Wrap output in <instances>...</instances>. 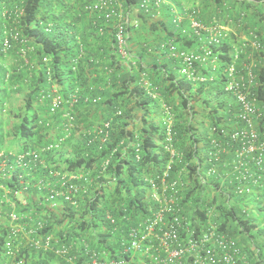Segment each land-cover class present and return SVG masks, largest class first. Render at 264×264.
Returning a JSON list of instances; mask_svg holds the SVG:
<instances>
[{
    "label": "trees",
    "instance_id": "obj_1",
    "mask_svg": "<svg viewBox=\"0 0 264 264\" xmlns=\"http://www.w3.org/2000/svg\"><path fill=\"white\" fill-rule=\"evenodd\" d=\"M95 1L0 0V41L4 38L9 41L7 50L0 47V186L19 192L17 196L8 195L13 201L20 197L25 201L16 202L14 211L22 217L14 223L25 227L34 225L37 220L44 221L31 236H52V246L63 245L70 249L69 254L76 252L78 260L69 264L85 262L92 252L104 262L128 259L127 254L119 253L120 241L127 237L131 226L150 217L149 214L159 206L152 199L149 180L165 170L167 183L180 179L185 184L179 205L191 211L190 217L197 221V225L191 224V227L199 230L207 219V201L210 200L211 205L219 196L216 193L204 198L207 188L215 186V175L206 179L202 171L211 164H219L214 155L218 145L236 153L237 144L224 132L243 126L236 116L242 106L235 101L231 90H225L226 69L232 62L231 37L222 36L220 32L215 34L217 41H214L210 40L211 35L209 38H201L193 32L189 35L184 28L185 21L183 25H176L172 20L169 23L172 18L169 14L167 24L164 21L149 22L145 31L127 20L124 44L127 58H122L115 36L118 25L123 24L124 17L118 13L122 5L117 7V15L105 18L103 13L84 9L85 5ZM207 1L219 5L228 0ZM254 1L264 3V0ZM135 3L137 0H123L125 7ZM196 10L188 11H192L194 21L200 25L216 27L219 24L208 18L204 21V16ZM180 11L183 12L182 8ZM254 13L260 15L259 21L264 25L262 11ZM216 14L215 11L213 16L217 17ZM159 25L170 37L162 46L159 43L155 47L156 42L152 45L146 34L157 30ZM171 27H177L176 33ZM13 34H17L16 38ZM255 34L264 42V35L260 38L259 33ZM242 36L253 40L250 33ZM177 41L189 46L196 42L200 49L177 48ZM171 45L177 52L192 51L197 55L204 54L202 47H208L219 64L213 63L212 57L202 63L195 61L194 75L202 79H190L186 72L181 74L184 71L179 67L185 65L177 54L172 55ZM21 49L24 55H21ZM9 54L16 62L19 58L22 62L15 68L17 74L9 73L4 64L3 58ZM165 56L170 59L164 58L166 60L161 64L156 61ZM245 58L241 54L239 60L249 66L251 58ZM256 80L262 81L264 76L259 74ZM18 85H29V90L21 108L8 111L15 122L4 128L5 98L14 88L20 91L16 88ZM223 92L229 98L225 102L217 98ZM252 93L256 100L261 99L264 87L259 85ZM56 95L62 99L61 104L51 111L50 102ZM73 98L75 102L69 107ZM257 106L261 108L259 103ZM155 108L160 112L162 109L168 111L169 129L163 121L159 124L154 121L152 110ZM221 110L224 114H220ZM67 112L72 114V121L65 116ZM79 119L86 124V129L61 159V147L70 139L73 141ZM105 123H108L107 127ZM213 138L218 141L212 143ZM53 142L58 147L46 150ZM169 146L174 150L173 155ZM218 155L223 160L229 159L222 151ZM58 169L60 174H74L70 181L85 186L76 207L62 201L51 205L44 196L34 198L40 191L32 182L53 178ZM79 170L83 175H78ZM20 174H26L28 177L25 178L29 180V177L36 179L31 180L30 185L20 183ZM231 183L234 190L235 182ZM225 189L223 187L222 191ZM243 199L245 202L240 201L241 197L228 200L224 196L217 202L213 214L218 224L216 232L234 240V261L264 264V225L258 222L264 219L263 208L257 205L259 209L256 208L255 214L248 215L242 212L243 204L249 205L253 199ZM10 211L12 209L6 203L0 202V264H16L17 261V258H5L1 247ZM166 218L169 220L170 216ZM185 234L180 231V238ZM23 251L44 264H66L60 263V258L51 251L45 257L29 248L21 250L20 256Z\"/></svg>",
    "mask_w": 264,
    "mask_h": 264
},
{
    "label": "built area",
    "instance_id": "obj_2",
    "mask_svg": "<svg viewBox=\"0 0 264 264\" xmlns=\"http://www.w3.org/2000/svg\"><path fill=\"white\" fill-rule=\"evenodd\" d=\"M165 1L137 0V8L148 15L154 7H159ZM120 5V0H96L85 5L84 9L87 12L103 13L105 18H109L111 15H117V7ZM4 14H6V11ZM125 24H127V18L123 19V26L118 25L115 34L118 53L122 58H127V51L124 48ZM191 27L194 28L196 34L204 28L196 21L191 23ZM220 32L221 29H213L210 40L217 41L215 34ZM250 34L253 35V40L243 38L238 44L232 43V62L226 69L228 77L225 90H231L235 101L241 104L242 108L236 113V116L243 126L233 128L231 132L225 131L224 134L229 136V140L237 144L238 149L234 154L225 147L219 148L218 145L214 155L219 160V164H211L206 171L203 170L202 172L205 174L206 179L211 174L215 175L213 179L215 186H211L213 189L211 196L219 193L218 199H223L224 196L228 200L233 196L256 198L262 200L260 205H264V96L256 100L257 98L252 93V89H256L259 85L264 87V80H256L259 74L264 76V67H262L264 66V43L253 32H250ZM16 35L13 34L12 37L16 38ZM0 47L3 51L9 48L7 38L0 41ZM170 50L172 55L177 54L183 61L188 70L186 72L188 73L187 76L190 79H202L194 75L192 66L195 61L201 63L210 57L214 60L212 50L208 47H203V55H197L192 51L177 52L174 50L173 45L170 46ZM20 53L24 55V50L21 49ZM241 54L246 57L245 60L251 58L249 66L239 60ZM256 66L258 67L256 68ZM52 92H55V90H52ZM61 100L59 95L54 96L50 102V110L54 111L61 104ZM74 102L75 98L71 100L69 107ZM258 103L261 108H257ZM65 116L69 121H72L73 116L71 113L67 112ZM169 124H167L168 129ZM104 126L107 127L108 123H105ZM99 132H101V129ZM215 141L218 140L213 138L212 143ZM57 147L58 144L49 143L46 150L56 149ZM168 150L171 155L174 154L171 146L168 147ZM220 151L229 156V159L223 160V157L218 155ZM220 161H227V163H221ZM196 172H199L198 169ZM21 177V174L18 175L20 183H23ZM73 178L74 176H70L67 180L62 178L57 188H47L46 201L50 202L51 205H55L56 199L62 198L63 201L74 204L79 187L70 181ZM232 181L235 182L234 190L231 188ZM25 182L28 183V181ZM149 182L152 189V199L159 206L149 214L150 217L131 226L127 231V237L121 239L119 253L127 254L129 258L104 262L98 260L97 255L92 252L91 255H88V259L80 264H240L232 259L236 255L233 248L234 240L232 241L225 235L216 232L218 224L213 219V214L216 204H218L217 201L212 202L211 205L209 204L210 200L207 201L209 206L205 208V215H207L205 226L201 224V228L197 230L196 227H191V224L192 226L197 225V221L190 217L191 211L179 205V199L183 196L182 189L185 184L180 179L167 183L166 170L150 179ZM202 182H205V180H202ZM33 186L41 189L45 187V183L43 180H37ZM223 187H226L225 191H222ZM0 188V202L6 203L12 209L8 213L9 224L6 225L7 233L1 246L5 258L10 260L17 258L16 264H44L40 259H31L24 251L21 256L19 255L21 250L29 248L39 252L51 251L66 262L78 260V254L76 252L69 254V248L63 245L52 246V236L47 235L44 238L31 236V232L35 234L41 228L42 222L40 220H37L34 225L28 224L25 227L14 223L22 216L15 213V203L8 195L17 196L19 192L5 186H0ZM22 188L24 189L25 186H22ZM221 192L222 195H220ZM167 216H170L169 220H167ZM111 222H113V219H111ZM182 230L186 234L180 238V231L182 232ZM69 247L71 248V246Z\"/></svg>",
    "mask_w": 264,
    "mask_h": 264
},
{
    "label": "crops",
    "instance_id": "obj_3",
    "mask_svg": "<svg viewBox=\"0 0 264 264\" xmlns=\"http://www.w3.org/2000/svg\"><path fill=\"white\" fill-rule=\"evenodd\" d=\"M120 1H121L122 7L118 12L119 16L123 18V10L130 11L131 17L135 18V22L139 23L138 26H140L141 31H145V28H148L147 24L149 22L164 21L167 24L168 22L170 23L172 20V22H174L176 25L178 23L183 25V22L185 21L186 25H184V28L187 29L189 35L190 34L192 35V32L196 34L195 30L192 29L191 27V23L194 21L192 17V11L191 13L188 11L191 8H196L197 9L196 11L200 13L202 17L204 16V21H207V18H208V20H210L211 22L218 21L219 23L216 27H211V26L208 27V26L202 25L204 28L200 29L199 33L197 34L200 37L204 36L206 38H209L210 37L209 35H211V32L213 29L230 30V32L228 33V37H231V38L233 37L232 39L230 38V40L235 41V42L241 41V39L243 38L242 35L243 34L245 35L246 33L250 31L260 32L261 37L262 35H264L263 22L259 21L260 15L258 16L254 13L255 11L263 10L262 13L264 15V3H262L261 1L256 2L254 0H246L244 2L243 0H228V1L222 2L219 5H216L207 0H183V1L182 0H166L159 7H157L158 9L153 6L154 8L152 12L148 15L137 8V3L132 4L131 7H128V6L125 7L123 6V0H120ZM178 1L180 2L178 3ZM185 5L189 7H185ZM170 8H171L170 11H172V14L169 12ZM181 8L183 12L180 11ZM215 11L217 13L216 14L217 17L213 16ZM168 14L169 16L171 15L172 18L170 17L169 18L170 20L167 22ZM240 14H241V17H240ZM254 14L256 16H254ZM124 18H127V20L131 22V19L128 17V13ZM174 23H172L173 26H176L174 25ZM171 28H172V32L176 33L177 27H171ZM150 32L151 33L146 34V38L150 40V43H152V45H154V41H155L156 42L155 47L159 43H161L160 45L162 46L164 44L163 41L168 40L169 38L167 37H170V34H166L163 32V29L160 27V25L157 30L150 31ZM174 38H176V36H174ZM175 43H176L177 48H184L187 50H191V49L195 50L196 48L200 49V45L197 46L196 42L192 43L194 47L192 45L190 46L185 45L183 41H177ZM136 49H138V44L136 46ZM202 51H203V47L201 48V52ZM164 58L170 59L167 56H165L163 57V59L162 58L156 59V61L159 64H161L165 62L166 59L164 60ZM145 60H148V58L145 57ZM179 70L184 71V72H181V74L188 71L186 67L184 66L179 67ZM27 217L29 218L28 215Z\"/></svg>",
    "mask_w": 264,
    "mask_h": 264
},
{
    "label": "rangeland",
    "instance_id": "obj_4",
    "mask_svg": "<svg viewBox=\"0 0 264 264\" xmlns=\"http://www.w3.org/2000/svg\"><path fill=\"white\" fill-rule=\"evenodd\" d=\"M185 7H189V6L185 5ZM125 12L128 13V17L131 19L132 24H134V25L135 24H137V25L139 24V23H134L135 22V18L131 17L130 11H125ZM125 12L123 11V17H125L127 15V13H125ZM256 13H258V12H256ZM221 35L223 36V34H221ZM3 61H4V64H5L6 68L8 69V72L9 73H13V74H17V71H16L15 68L18 67V66H21V64H22L20 58H19V61L17 60V62H16L15 59L13 58V56L10 55V54L6 55V57L3 58ZM213 63L219 64V60L217 61L216 58H215ZM220 87L221 86L219 85L218 88H220ZM16 88H20L21 90L20 91H15L14 90L15 88H14V89L8 91L7 96L5 98V105H4L5 113H4V116H3V119L5 120L4 123H3V127L4 128L10 127L11 123L13 121L15 122V119L12 117L11 114H9V112H10V110L17 111V110H19L21 108V106L23 104V98H25L26 93L29 90V85H18ZM211 90H209V93H211ZM214 93H215V91H213V94ZM217 98H218V100H221V101H224V102L229 100L228 95H226V93H224V92L222 94H219L217 96ZM202 106L205 108L204 105H202ZM152 111L154 113L153 119H154V121L156 123L159 124L161 121H163V123L165 122V123L169 124L171 122V120L166 117L167 116V112H168L166 109H162L161 112H160V111H156V108H155ZM222 112H223V110L220 111V114H224ZM91 115H93V112H92ZM91 120H93V118H91ZM202 127L203 126H201V129H202ZM76 128H77V130L73 133L74 134L73 141L70 139L68 142H66L61 147V150H60L61 159H63V157L66 155L67 151H70L72 149L73 143L74 144L76 143V140H77L76 138L78 137V135L80 136L81 133H83L85 131L86 124L83 122V120L79 119L78 122H77ZM55 158H58L57 160H60V158L58 156H55ZM42 163L45 164V162H43V160H42ZM60 171L61 170L58 169V172H54L53 173V176H54L53 178H49V177L45 178V183L47 184V186H46L47 188L55 189L59 185L60 179H62V178H64L66 176L67 173L63 172L62 174H60ZM79 175H83V173L79 172ZM29 178H30V180L27 179L28 182L31 181V180L34 181L36 179V177H34V178L33 177L32 178L29 177ZM78 187L81 190V192H80V194H81L83 192V190L85 189V186H83V184H81V185H78ZM46 189H43L42 191H40V193H38V195H34V198L40 199L41 197H43L45 195L46 191H47ZM212 193H213V189L211 187L207 188L206 195L204 196V198L207 199V198L211 197ZM80 194H79V197H80ZM233 197L231 198V200H233ZM79 199L80 198H77L75 205H73L74 207H76V205L78 204L77 202H78ZM21 200H23L22 197L16 199V202L18 201L19 204H20ZM251 212L253 214H255L254 213L255 211H251Z\"/></svg>",
    "mask_w": 264,
    "mask_h": 264
},
{
    "label": "clouds",
    "instance_id": "obj_5",
    "mask_svg": "<svg viewBox=\"0 0 264 264\" xmlns=\"http://www.w3.org/2000/svg\"><path fill=\"white\" fill-rule=\"evenodd\" d=\"M230 32V30H225V29H221V33L222 34H225V35H223V36H227L228 35V33ZM250 32H253L254 34L255 33H259L260 34V32H254V31H250ZM250 32H248V33H250ZM260 38H262L261 37V35H260ZM261 41H262V39H261ZM240 42V41H239ZM238 41L237 42H235V41H232V43H234V44H238L239 43ZM263 42V41H262ZM264 43V42H263ZM205 61V60H204ZM203 61V62H204ZM202 63V62H201ZM262 67H264V66H262ZM163 120V119H162ZM165 123V122H164ZM167 124V123H166ZM94 133H98V131H95ZM79 172H81V173H83V171L82 170H79ZM79 172H78V175H79ZM77 174V173H76ZM77 175V176H78ZM27 175L26 174H22V177H21V181L22 182H25V181H27V179L25 178ZM70 176H75L74 174H66V176L63 178V179H65V180H67V179H69V177ZM45 178H47V177H45ZM45 178H43V179H41V180H43L44 181V183H45ZM20 179H18V182H20L19 181ZM38 180H40V179H38ZM61 180V179H60ZM72 180V179H71ZM37 181V180H36ZM36 181L35 182H32L33 184L34 183H36ZM26 183V182H25ZM29 183V185L30 184H32L31 183V181H29L28 182ZM47 184L45 183V187L43 188V189H46L47 187ZM35 187V186H34ZM58 187V186H57ZM56 187V188H57ZM42 188L41 189H37V190H39V191H42L43 190ZM52 189V188H51ZM47 190V189H46ZM80 192H81V190L79 189V191H78V194L76 195V197H75V203H76V200H77V198H80L79 197V194H80ZM85 192V189L83 190V192L82 193H84ZM48 193V190L46 191V193H45V195ZM45 195H44V197H45ZM218 199V198H217ZM253 199V203H251V204H249V205H246V204H243V208H242V212H244V213H246V214H248V215H253L252 214V212L251 211H256V206L257 205H259L261 208H263V209H261L262 210V215L264 216V205H260V203H261V201L262 200H260V199H256V198H252ZM44 200L46 201V199L44 198ZM219 200V201H218ZM218 200H216L217 202H221V200L222 199H218ZM23 200H21V202H22ZM59 201H62V202H65V201H63V199L62 198H57L56 199V201H55V205L59 202ZM240 201H242V202H245L244 201V199L243 198H241V200ZM264 201V200H263ZM14 203H15V206H16V202H15V200H14ZM22 203H25V201H23ZM75 203L74 204H71V205H75ZM70 204V203H69ZM217 205V204H216ZM253 209V210H252ZM257 209H259V208H257ZM107 217L111 220V216L110 215H107ZM41 221V220H40ZM41 222H43V223H45L44 221H41ZM258 222H260V225H264V219L262 220V221H258ZM54 247H56V246H54ZM48 252V251H47ZM47 252H39L38 251V253L37 254H40L42 257H45V256H47ZM58 257V256H57ZM60 258V257H59ZM61 261H64L66 264H69L70 262H66L65 260H61V259H59V262L61 263ZM57 262H58V259H57Z\"/></svg>",
    "mask_w": 264,
    "mask_h": 264
}]
</instances>
